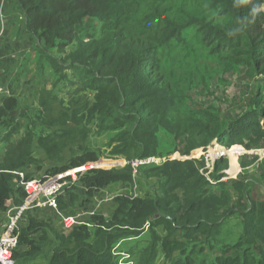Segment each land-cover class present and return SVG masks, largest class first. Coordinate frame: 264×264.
Instances as JSON below:
<instances>
[{
    "label": "trees",
    "instance_id": "trees-1",
    "mask_svg": "<svg viewBox=\"0 0 264 264\" xmlns=\"http://www.w3.org/2000/svg\"><path fill=\"white\" fill-rule=\"evenodd\" d=\"M232 5L233 0H10L5 14L22 20L38 64L55 68L62 81L71 75V83L92 98L64 115L73 127H62L63 120L48 114L46 99L30 118L27 112L33 111L0 79L8 92L0 96V130L8 142L0 155V232L5 213L26 198L15 173L29 180L45 168L36 152L57 164L47 176L99 162L105 146L108 159L127 161L122 168L83 174L59 197L63 214L79 201L78 187L94 195L110 186L136 185L142 193L117 197L108 217L87 215L68 234L55 218L26 213L15 264H119V253L146 231L150 246L136 264H155L159 257L169 264H264V160L250 172L259 158L244 157L236 178L225 173L226 159L211 172L204 157L145 164L137 173L130 164L175 152L193 157L214 142L221 151L235 145L264 149V12L249 24L252 5ZM243 16L245 30L229 36ZM199 57L238 76L241 93L225 100V108L218 105L222 98L209 67L190 65ZM104 136L110 137L106 144ZM164 137L174 142L170 154L162 149ZM233 149L243 154L242 147ZM239 156L231 163L233 175ZM126 252L133 257L134 251Z\"/></svg>",
    "mask_w": 264,
    "mask_h": 264
},
{
    "label": "rangeland",
    "instance_id": "rangeland-1",
    "mask_svg": "<svg viewBox=\"0 0 264 264\" xmlns=\"http://www.w3.org/2000/svg\"><path fill=\"white\" fill-rule=\"evenodd\" d=\"M157 1L159 4L160 0ZM1 2L2 0H0V6H1ZM9 8H10V0H4L3 11L5 12ZM15 19L17 18L12 19L11 21L13 20L16 21ZM95 25L97 26V34L99 35L101 31V24L99 23V21H95ZM0 29H1V22H0ZM160 34H162V32H160ZM82 37H85V34H83ZM25 39L27 40V38ZM25 39H22V41L20 42L22 43L21 48L23 47V44L27 45L26 49H20L21 52H24V56L22 58H18L16 54L11 56V59H14L16 57V62L12 65L11 68H9V72L11 73L12 76L8 80H6V83L10 85L11 89L14 91V94L21 99L22 106L25 108H29L33 111V112L30 111L27 112L30 118L39 115L37 113V110H41L40 102L46 99L48 106L52 111L49 112L48 114L52 117H55L56 119L63 120L65 123L61 124L62 127L67 125L72 126L73 125L72 121L66 119L64 115L72 111H77V108H79L77 104L82 101L85 102L89 100L90 98H92V95H89L88 93L81 91L76 84H72L71 82L74 80L72 79L71 75H70L71 80L69 79L68 81H62V79H60L62 73L59 74L55 73V68L52 69L48 65H45L44 68L40 66L38 64L39 54L33 50V46L31 45V43L28 44ZM2 41L3 39L1 40L0 45L1 43L3 45ZM11 44L13 45L12 42L10 43V45ZM75 50H76V45L72 46V48H68L67 55ZM56 55L62 58L65 57V55L57 54V52ZM178 60L179 57L176 58V62H178ZM198 62H200L199 65L201 66L209 67L207 68V75L209 78L214 80L213 82L218 84L219 88L214 90L216 95L219 98H222L220 99L218 105L219 106L221 105L223 106V108H225L227 106V104H225V100L237 97L241 93V88L238 86L239 84L238 76L229 70L219 67L216 63H212L208 60H205L203 57H199L197 59L194 58L191 61L190 65L196 64ZM211 71L215 75H213ZM4 72L5 75L7 76L8 75V73H6L7 71ZM197 100L204 102L203 99H197ZM83 108L85 110V105L83 106ZM89 128L92 129L93 132H96V129L93 126H89ZM45 130L48 131V128H45ZM23 133L24 131L21 132V135H23ZM5 134H6L5 131L0 130V155L3 153L8 143L7 141L3 140ZM14 139H16V137ZM100 139L106 144L110 140V137L104 136L101 137ZM70 143L71 144H68L69 147L63 149L61 154L63 157L64 156L66 157L70 153L72 144L77 143V141ZM100 144L101 141H99V145ZM213 144L214 145L208 147L206 150H203L202 148L198 149L193 157H191V154L188 156H182L179 152H175L173 154H170L173 151L167 152L168 150H172L174 148V142L172 139L168 137H164L163 140L164 146L162 147V149L163 151L165 149L166 154H170V155H166L165 158H152V160H155L156 162H158L157 163L158 165H161L163 162L165 163L169 160L185 161L191 159H201L202 157H204L206 162L205 169L211 172L213 170L214 165L219 160L226 159L228 164V169L227 171H225V173L228 174L229 178H236L242 172V169L240 167V161L244 157L257 156L259 158L254 164H252L248 168L250 172H253L255 170V167L257 166L259 161L264 160V156H263L264 153H259L258 151H256V149L248 150L243 146L235 145L238 147H242L243 150V154H242L239 150L233 149L235 146L224 148L221 151L222 147H220L217 144V142H214ZM103 152L105 153V156H103L100 160L101 162H103V164L100 165L98 163L101 162L100 161L97 162L98 169L110 170L113 168H120V167L122 168L127 165V161H125L124 159H108L107 157L111 153L110 148L105 146L103 148ZM239 154L242 155L239 156ZM36 155L37 158L42 161L40 165L45 167L43 171L36 172V177L47 176L46 172L51 167L57 166L56 162L47 159L45 154H39V152H36ZM238 156H239L238 159L239 170L236 175H233V171L231 169V163H234ZM31 171L33 170H30L29 172ZM206 177L209 178V173H206ZM129 193H134L137 196L142 194L140 188H138L136 185L134 187L110 186L107 187L106 189H102L100 192L95 193L94 195H88L85 190H83L81 187H78L77 194H79L80 196L79 201L75 205H72L68 213H65L63 215L74 216L80 214L81 216L83 215V217H85L87 215H90V213H95V214L97 213V214H103L105 217H108L110 215V212L113 210L114 199ZM39 212L40 213L35 214L36 217L41 219L55 218L56 227H61L60 225L61 219L56 212L49 211L48 209H42L39 210ZM232 225L233 228H236L238 226V224L234 221ZM229 227L232 228V226ZM157 232L161 236L164 235L161 229H158ZM64 234H68V233L64 232ZM148 246H150V236L148 231H146L143 236L136 239L134 243L131 244L130 246L126 245L124 250H122L123 252L119 253L120 255V258L118 259L119 264H136V262L141 261L145 255L144 250L147 249ZM128 249L134 251L133 257L126 252ZM155 264H169V263H166L162 257H159V259L156 261Z\"/></svg>",
    "mask_w": 264,
    "mask_h": 264
},
{
    "label": "built area",
    "instance_id": "built-area-1",
    "mask_svg": "<svg viewBox=\"0 0 264 264\" xmlns=\"http://www.w3.org/2000/svg\"><path fill=\"white\" fill-rule=\"evenodd\" d=\"M4 0L0 6V42L6 33V14L3 11ZM8 94L0 87V96ZM259 153H264V149L256 150ZM263 155V154H262ZM264 156V155H263ZM262 160V159H261ZM158 163L155 160L144 159L131 162L134 168V173H137V168L141 165ZM99 164V163H98ZM97 163L88 164L86 166L71 169L64 173L54 176L35 177L27 180L23 172L15 173L19 176V185L26 194L24 203L20 207H11L5 213V220L0 232V264H15L14 251L19 246L18 231L20 222L26 213L35 210L48 209L57 213L60 217L61 225L65 233L71 232L76 226L82 224L83 215L65 216L58 209L59 197L66 194V191L73 186H76L80 177L87 171L98 169ZM125 165V164H124ZM89 166V168H88ZM95 213H90L93 215Z\"/></svg>",
    "mask_w": 264,
    "mask_h": 264
},
{
    "label": "crops",
    "instance_id": "crops-1",
    "mask_svg": "<svg viewBox=\"0 0 264 264\" xmlns=\"http://www.w3.org/2000/svg\"><path fill=\"white\" fill-rule=\"evenodd\" d=\"M14 18L17 17H13L12 15L6 14V20L8 19L6 25V33L2 38L3 45L2 43L0 45V79H3V81L8 80L12 76L9 72V68H11L12 65L16 62V57L14 59H11V56L16 54L18 58H22L24 56V52H21L20 49H26L27 46L26 44H23V47L21 48L22 43L20 42L22 41V39L26 38L25 33L23 31L22 20L17 18L15 19L16 21H11ZM11 42L13 43V45H10ZM27 43L29 44L28 41ZM4 71H7V76L5 75Z\"/></svg>",
    "mask_w": 264,
    "mask_h": 264
},
{
    "label": "clouds",
    "instance_id": "clouds-1",
    "mask_svg": "<svg viewBox=\"0 0 264 264\" xmlns=\"http://www.w3.org/2000/svg\"><path fill=\"white\" fill-rule=\"evenodd\" d=\"M249 5H252V0H233L232 6L233 8L240 9ZM262 12H264V0H257V3L251 6L247 14L249 24L254 23ZM246 27L245 17H238L232 29L228 31V35H237L243 32Z\"/></svg>",
    "mask_w": 264,
    "mask_h": 264
},
{
    "label": "water",
    "instance_id": "water-1",
    "mask_svg": "<svg viewBox=\"0 0 264 264\" xmlns=\"http://www.w3.org/2000/svg\"><path fill=\"white\" fill-rule=\"evenodd\" d=\"M101 162V161H100ZM100 165L103 164V162L99 163Z\"/></svg>",
    "mask_w": 264,
    "mask_h": 264
}]
</instances>
